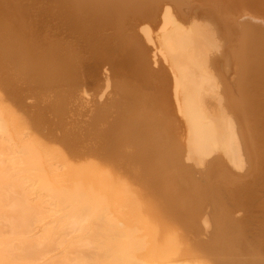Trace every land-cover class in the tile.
<instances>
[{
	"label": "bare ground",
	"instance_id": "obj_1",
	"mask_svg": "<svg viewBox=\"0 0 264 264\" xmlns=\"http://www.w3.org/2000/svg\"><path fill=\"white\" fill-rule=\"evenodd\" d=\"M259 19L264 0H0L8 90L139 187L76 180L1 102L0 264H264Z\"/></svg>",
	"mask_w": 264,
	"mask_h": 264
},
{
	"label": "rangeland",
	"instance_id": "obj_2",
	"mask_svg": "<svg viewBox=\"0 0 264 264\" xmlns=\"http://www.w3.org/2000/svg\"><path fill=\"white\" fill-rule=\"evenodd\" d=\"M0 74L4 73L0 70ZM7 86L10 87V85L5 81V79L3 80L2 76L0 75V103L3 102L1 103L3 108L5 107L8 108V111H13H11V114H13V117H15L19 127L20 125H22L20 129L24 131V137H26L25 135L28 136L29 134L28 137L35 140L45 151L50 153L51 156L53 155L57 160L60 159V162L65 163L73 172V176L76 180L79 179L81 181H85V177L87 174H90L91 178L94 177L95 174H101L104 175L103 177H105L104 179H101V184H103L102 187L105 188L106 181L108 180L110 181L109 184L112 182L109 191L114 190L115 192L118 191V189H121L124 193V196L127 192H129V189L136 190L139 188L134 183V180L132 178L133 175L131 173L123 174V171L119 166L112 165L110 162H105L103 158L98 157L100 155L99 152H96L94 150L93 153V150L91 149L90 150L92 152L89 151V149L88 151L81 149L79 150V147L75 146L74 143H65L61 138L63 136L61 134L63 133L57 131L59 133L58 135V133L55 131V126H50L45 123H38V120V122H36L35 117L37 116H35L36 113L35 111H33L34 105H36V101H33V99H28L24 104L19 103V100L17 101V99L19 98H17L15 94L13 95V91H9V87ZM19 92L20 91H18L17 93ZM73 146L75 147V149ZM81 153H83L84 155ZM106 178L107 180H105ZM125 186H127L126 189L123 188ZM130 198L131 195L126 198L125 203L128 202ZM128 204L129 203H126L125 205ZM128 209L129 208H126L124 211H127ZM2 225H4L3 221L0 222V227H3ZM4 229L6 232H9L8 227H5ZM83 251L91 253L92 249H84ZM61 257L62 255L60 254V251H57L50 254L47 259L40 261L39 263L49 264L55 261L58 262L59 260H61ZM70 257L75 258L76 256L74 255ZM50 258H53L52 261H48V259Z\"/></svg>",
	"mask_w": 264,
	"mask_h": 264
},
{
	"label": "water",
	"instance_id": "obj_3",
	"mask_svg": "<svg viewBox=\"0 0 264 264\" xmlns=\"http://www.w3.org/2000/svg\"><path fill=\"white\" fill-rule=\"evenodd\" d=\"M246 19H248L247 16H246L245 18H243V20H246ZM259 21H260V22H264V20H260V19H259Z\"/></svg>",
	"mask_w": 264,
	"mask_h": 264
}]
</instances>
